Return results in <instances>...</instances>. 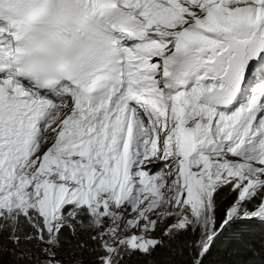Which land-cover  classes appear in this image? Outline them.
Returning a JSON list of instances; mask_svg holds the SVG:
<instances>
[{
  "label": "snow or ice",
  "instance_id": "6c2138e0",
  "mask_svg": "<svg viewBox=\"0 0 264 264\" xmlns=\"http://www.w3.org/2000/svg\"><path fill=\"white\" fill-rule=\"evenodd\" d=\"M0 241L2 264L264 258V0H0Z\"/></svg>",
  "mask_w": 264,
  "mask_h": 264
},
{
  "label": "trees",
  "instance_id": "16d2710c",
  "mask_svg": "<svg viewBox=\"0 0 264 264\" xmlns=\"http://www.w3.org/2000/svg\"><path fill=\"white\" fill-rule=\"evenodd\" d=\"M3 248H7V249L11 250L12 245L10 243L5 244L3 241H0V249H3ZM67 250H69V249H67ZM3 259H6V258L3 257V253L0 252V264H2ZM254 259H259L262 261V264H264V258H254L251 256L245 258V264H247V261L254 260ZM127 264H139V261L137 260L136 257H131V258H127Z\"/></svg>",
  "mask_w": 264,
  "mask_h": 264
},
{
  "label": "rangeland",
  "instance_id": "374dc122",
  "mask_svg": "<svg viewBox=\"0 0 264 264\" xmlns=\"http://www.w3.org/2000/svg\"><path fill=\"white\" fill-rule=\"evenodd\" d=\"M65 251L67 252V251H70V250L65 249Z\"/></svg>",
  "mask_w": 264,
  "mask_h": 264
}]
</instances>
